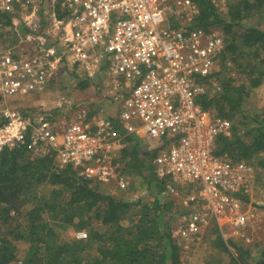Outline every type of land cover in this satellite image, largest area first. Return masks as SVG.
<instances>
[{"label": "built area", "instance_id": "1", "mask_svg": "<svg viewBox=\"0 0 264 264\" xmlns=\"http://www.w3.org/2000/svg\"><path fill=\"white\" fill-rule=\"evenodd\" d=\"M37 5V0H0L1 13L22 15L31 32L28 42L40 30ZM62 6L70 17L65 26L55 27L63 26L59 40L68 57L55 46L37 54L0 50V96L6 100L44 90L64 59L90 74L108 62L115 89L128 93L116 96L123 98L120 123L125 134L141 130L150 139L169 143L156 158V173L173 181L164 196L182 197V189L192 187L182 197L191 208L189 215L172 237L197 244L215 222L221 229L231 226L236 236L249 241L244 197L251 192L255 168L214 155L216 139L232 136V122L197 102L218 88L217 82L208 85L204 79L217 71L225 47L221 31L193 26L196 6L190 0H62ZM172 13H185L187 21L160 27ZM2 41L0 33V45ZM122 139L117 125L104 117L91 124L81 119L62 123L27 117L0 104V156L6 148L26 147L42 155L50 148L61 167L72 166L82 176L110 185L113 195L129 188L114 164ZM76 238L86 239L87 234L78 232Z\"/></svg>", "mask_w": 264, "mask_h": 264}, {"label": "trees", "instance_id": "2", "mask_svg": "<svg viewBox=\"0 0 264 264\" xmlns=\"http://www.w3.org/2000/svg\"><path fill=\"white\" fill-rule=\"evenodd\" d=\"M190 1L196 6L192 25L221 31L225 39L218 56L222 73L204 79L208 85L217 80L218 88L197 98L204 110L232 122V136L216 139L214 155L244 161L264 178V107L245 110L251 93L264 84V0ZM0 17L9 24L10 18ZM73 77L89 79L85 73ZM125 142L115 165L138 183L133 200L117 198L72 166L61 167L50 148L45 155L6 148L0 156V232L8 230L0 234V264H180L184 250L172 237L171 221L181 212L180 196H163L170 180L156 173V153L142 158L138 146H128L132 138ZM71 231H84L87 238L78 240ZM214 250L218 264H264V250L253 254L250 244L226 242L219 229Z\"/></svg>", "mask_w": 264, "mask_h": 264}, {"label": "crops", "instance_id": "3", "mask_svg": "<svg viewBox=\"0 0 264 264\" xmlns=\"http://www.w3.org/2000/svg\"><path fill=\"white\" fill-rule=\"evenodd\" d=\"M37 1H38V5L36 7L35 13H36V18L38 19V22L40 23V30L33 35L35 38V40L33 42H28L25 40V38L28 35H30L31 32L28 29V27L26 26V24H24L22 15L20 13L17 12L14 14H9V13H1L0 12V16H6L7 18H10L9 24L7 23L6 25H4V22L6 21V19L4 17H0V20L3 22L2 23L3 25L0 23V29H1L0 33L3 35V41L1 43L2 45H0V50H4V49H8V48H14V49L19 48L18 51H20V52L23 51L25 54H37L38 52L42 51L45 48L47 49L49 47L55 46L58 53L64 54V56L67 58L68 57L67 51H66L65 47L63 45H61L59 38L63 35V32H64L63 26H65V23L68 20L67 18H69L70 16L64 10V8L62 6V0H59L58 2H56V5H53V6H51V4H49V2L47 0H37ZM175 15L177 16V18L181 16L180 14H176V13H175ZM186 21H187V16H185V18H183V19L174 20V23L170 24V26H178V24L180 25V23H184ZM62 23H63V26L62 25L59 26V30L56 29L55 25H59ZM165 26H169V24L165 25ZM63 61H64L63 64H65V66H67V67L70 66V68H75V67L81 68V66H79L76 63H73L72 61H69V60L67 61L65 59ZM107 66H108V62H104L103 64H101L100 67L94 68L93 73L90 74L87 71L84 72L86 74V76L92 82L95 81L94 84H96V86H99L98 89L100 88V86L103 83V84H106L108 91L106 93L103 91L102 94L99 95L101 98L99 100H101V101L96 104V106H98V110L95 113V115L92 116V114H91V118L89 120H87L86 122L84 121V119L86 120L87 115H84V116L81 115L77 118V120L81 119V121L83 120L87 124L94 123L95 120H97L98 118H101V117L112 120L117 125V127L119 128L120 134L123 137V139L121 141L122 142L121 147L114 151V155H115L114 164L116 163L117 165H120V161L122 159V152L126 146L125 140H126V138H132V142L128 146H132V145L138 146V149L140 150V155L142 158L145 154L156 153L154 163H155V166L157 169L156 158L161 151L167 150L169 143L167 140L150 139L141 130L137 133L128 134V135L125 134L124 129L122 128V125L120 123V115H121L122 108H123V106H122L123 105L122 104L123 98L116 99V96L121 95L123 97L124 96L126 97L128 93L127 92L119 93L115 89L114 79L111 76H109V74L107 73V69H108ZM75 75H78V74H75ZM89 79H87V81H84L85 80L84 78H82L80 80H77V79H75V80H76V82L80 81L83 84H87L86 87H88V86H92V83L88 85V82H90ZM82 81H84V82H82ZM48 85L49 84H47V86ZM44 90H42V91H44ZM42 91H36L33 93H39ZM33 93H31V94H33ZM31 94H28V95H31ZM19 96H26V95H19ZM39 117H44V116L37 115V116H34L32 118H39ZM71 121H73V120H71ZM57 122H59V121H57ZM68 122H70V121H68ZM65 123H67V121ZM132 124L136 127H140V123L138 121H133ZM38 153H40V152H38ZM40 154H42V153H40ZM123 175H125V174H123ZM126 178L129 180V182H131V179L129 177L126 176ZM165 178H169V180H170V183L168 185L173 183V181L170 177L166 176ZM105 185L108 186V188H109L108 192L110 194H112L110 185H108V184H105ZM178 189L181 190V186H179ZM182 190H183V192L181 193V195L183 198L187 194H189L193 191L192 187L188 188L187 191L185 189H182ZM251 193L252 192H250V194H247L246 196L251 195V198H252L253 193L252 194ZM124 197H125V195L123 196V198ZM182 197L180 196V201L178 203L181 207V212L179 213V215L176 218H174V220H171L172 224H173V229H176L181 223H183V217L188 216L189 212H190V210H189L190 207L185 205V202L183 201ZM125 199L126 200H133L132 198L129 199V197H127ZM125 199H123V200H125ZM251 208H252V206L248 205L247 212L249 213V216H250L249 223H248L249 227L251 226L250 224H252L251 215L254 216V212H253V210H251ZM138 213H139V210L137 209L134 212V215H137ZM217 229H219V232L221 233L224 241H226V242L231 240L235 245H240L242 243V241L245 242L242 244H250L252 241L250 236H249L250 241H246V240L236 236L233 228L229 225H225L224 228L221 229L218 227V225L215 222H212V224H210L209 227H207V229L204 231L201 240L196 245H199V243L202 241L203 237L206 235L204 239H210L211 238L209 241V244H210V246H212L211 247L212 250H214V241H215V237L217 235ZM248 232L249 231L247 229V234H248ZM213 233H214V235H213ZM175 241L178 244H180V246H182V249L184 250L182 262L180 264H187L186 259H188L190 257L192 258L194 256V253L192 252V251H194L193 250V243H186L184 240H179V239L178 240L175 239ZM231 249L234 250L233 248H231Z\"/></svg>", "mask_w": 264, "mask_h": 264}, {"label": "rangeland", "instance_id": "4", "mask_svg": "<svg viewBox=\"0 0 264 264\" xmlns=\"http://www.w3.org/2000/svg\"><path fill=\"white\" fill-rule=\"evenodd\" d=\"M47 1L53 6L56 5V2L59 0ZM222 11L225 12L224 9H222ZM183 18V15L177 18L174 13L168 14V21L165 25H170L174 23V20ZM165 25L162 24L160 27H165ZM223 67L224 65H218L216 72H218V74L222 73ZM85 71L83 67L70 68V66L67 67L65 64L61 63L58 65V68L50 79L49 85L44 91L26 96H17L10 100L7 99L4 100L2 104L4 107L20 111L27 117L42 115L50 120L65 123L66 121L77 120L81 115H87V120H89V114L93 113L96 108L95 105L101 101L99 100L101 99L99 94L101 95L103 91L106 93L108 88L106 84L102 83L99 89V86H96V84L82 89L81 86H83V83L80 81L76 82L73 75H82ZM215 82L219 83L217 80ZM97 92H99L98 95ZM263 107L264 84L251 93L250 98L245 103V110L249 113H255V111ZM255 176V180L251 185V192L253 195L252 198L251 195H249V201H247V205H251L253 208H251V210L254 212V216L251 215L252 224H250L251 226L248 228V234L252 239L250 244L253 254H257L264 250V178L260 176L257 177V175ZM137 184L133 181L129 182L128 190L118 192L115 196L119 199H125L127 197H129V199H136L139 195L136 191ZM124 195L125 197L123 198ZM7 230L8 229L2 230L0 234L4 235ZM77 233L78 232L71 231L70 235L76 237ZM205 236L199 245L193 244L194 251L192 252L194 256L186 259L187 264H218V253L216 250H212V246L209 244L211 238L204 239ZM242 243L245 242L242 241ZM23 246H21V249H23Z\"/></svg>", "mask_w": 264, "mask_h": 264}]
</instances>
